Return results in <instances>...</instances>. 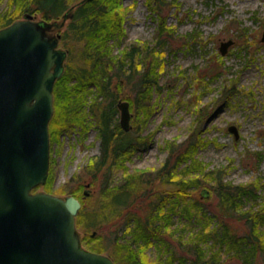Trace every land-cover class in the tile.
Masks as SVG:
<instances>
[{
    "label": "rangeland",
    "instance_id": "rangeland-1",
    "mask_svg": "<svg viewBox=\"0 0 264 264\" xmlns=\"http://www.w3.org/2000/svg\"><path fill=\"white\" fill-rule=\"evenodd\" d=\"M76 2L69 0V6ZM7 4L8 0H0V11L7 10ZM117 4L118 12L123 15L121 33L105 46L108 45L112 55L118 57L123 50L139 46V72L133 71L134 76L139 77L140 73L151 70L153 75L150 78L155 82L149 93L148 110L138 108L135 81H124L119 88L114 85L116 99L130 102V133L137 135L141 144L121 159H109L101 172L86 175V165L100 154L97 123L89 104L94 103V98L103 100L99 87L90 85L80 111L86 114L80 119L84 127L78 122L73 123V113L69 114L67 109L64 113L60 111L58 116L63 117L62 120L67 118L64 123L51 120L48 123L49 170L46 182L39 184L38 190L48 192L43 186L51 179L55 192L61 187L70 192L80 179L84 180L75 193V198L80 201L75 221L82 249L96 252L97 248L108 247L104 254L118 258L119 262L115 264H193L194 248L186 242L199 226L195 219L188 220L183 216L181 210L191 206L198 216L214 217V212L224 216L218 204L217 188L213 192L210 187L212 196L205 200L198 194L202 186L191 187L192 193L203 203L193 207L187 202L189 198H184L177 209L170 204L173 212L168 205L169 210L167 207L162 209L168 216L171 212L167 230L173 235V243L178 244L175 249L181 259L171 258L170 251L159 249V240L156 239L143 242L136 254H131L126 245L113 242L112 229H89L82 216L87 204H94V198L106 182L108 187L117 188L128 176L149 172L145 178L158 177L157 171L170 157L174 166L172 176L155 177L152 185L159 191L158 195L167 196L171 189L180 186L181 180L202 176V171L208 174L212 171L215 176L221 174L226 183L251 184L257 188V199L243 196L239 203H242L243 210L251 211L253 218L260 219L259 222L252 218L247 220L234 211L228 223L232 232L240 237L250 234L252 224L256 223V231H260L264 240V219L255 214L258 208H264V42L260 41L264 31V0H159L158 3L155 0H118ZM35 19L41 20L38 14ZM69 23L67 21L58 33L57 29L50 31L46 28V31L50 36L60 35L59 39L65 34L63 42L60 39L59 48L70 50V47L73 49L71 55L80 56L85 45L78 42L74 32L67 31ZM228 39L234 43L222 55L220 42ZM128 59H121L126 70ZM111 73L109 70L100 77L97 71V84L102 80L104 87L105 79H109ZM69 82L72 86L73 82ZM52 93L54 116L56 95ZM116 119L118 122L119 113ZM229 125L237 128L238 139L229 130ZM191 141L197 146L190 148L183 160H172L170 154L174 153L173 157L182 155ZM67 191L49 192L63 197L72 195ZM211 223H215V217ZM215 245L201 240L199 257L208 259L212 252L218 251L224 264H264V245L258 244L260 246L250 253L249 263L243 262L242 257L227 246ZM212 246L213 251L210 250ZM248 247L246 249L250 251L251 246ZM111 250L115 253L112 254Z\"/></svg>",
    "mask_w": 264,
    "mask_h": 264
},
{
    "label": "trees",
    "instance_id": "trees-1",
    "mask_svg": "<svg viewBox=\"0 0 264 264\" xmlns=\"http://www.w3.org/2000/svg\"><path fill=\"white\" fill-rule=\"evenodd\" d=\"M80 1L83 0H77L74 3L77 6L74 18L66 27L68 32L75 33V38L78 42H84L85 50L80 56L75 55L74 57L70 53L73 49L67 46L70 50L67 48L64 72L56 79L54 85L53 92L56 95L54 98L56 109L51 121L64 123L63 121L67 118L62 120L63 117L59 118L58 116L60 111L64 113L67 109L69 114L73 113L71 119L74 121L73 123L78 122L84 127L85 124L80 119L84 118L86 114L83 111L82 114L80 111L84 106L83 102L87 93H89L88 87L93 84L99 87L98 90L101 91L103 100L97 101L94 98V103L92 105L89 104L91 113H93L92 116L95 119V123H97L96 134L100 141V154L92 158L86 165V175H91V173L101 172L112 157L121 159L123 156H127V153L132 148L141 144L137 135L131 134L130 131H124L120 127L119 122H117L116 116L119 112L116 106L117 90L114 89V85L119 88L124 84V81L128 83L135 81L133 84L138 89L135 98L138 108L142 107L146 110L150 106L149 93L155 82L150 78L153 75L151 70L140 73L139 77L134 76L135 73L133 71L139 72L137 65V55L140 52L139 46H132V49L128 51L126 49L123 50L119 57L113 56L112 49L108 45L105 46L121 33L119 31L122 29L123 15L117 10L118 0H84L79 3ZM155 1L158 3L159 0ZM7 8L5 11H0V28L9 25V23L19 19L22 15L30 13L38 14L39 18L45 21L58 20L59 16L69 8V0H8ZM64 38L65 34L60 38L62 39L61 42H63ZM66 38L69 39L68 37ZM125 57L129 58L126 61L128 62V70L124 68L125 62L121 61ZM109 70L112 71L110 78L108 79L107 77L110 81L107 82V79H105L104 87L101 84L102 80H98L97 84V71L100 77H103ZM70 80L73 82L72 86L69 82ZM57 86L58 90L56 92ZM195 145L196 142L191 141L188 150L178 157L175 156L176 158L173 157L174 153L170 154L173 158L172 160L177 158L183 160L189 149H194ZM173 167L169 157L157 171L158 177H155L159 179L172 176L171 170ZM147 174L149 172L128 176L117 188L108 187L109 183L106 182L94 198L96 200L93 202L94 204L88 203L86 212L82 213L87 228L102 230L104 227H108L112 229L115 235L113 242L126 245L131 254H136L143 242L147 243L152 241V239H156L157 241L159 240V249L170 251L171 258L181 259V255L177 256V249H175L178 244L173 243V235L167 230L168 221L171 219L169 217L170 211H172L171 206L177 209L184 202V198H189L187 202H191L193 207L203 203V201H198L196 195L191 191V187L199 188V186H202L198 194L199 198L203 197L202 199L205 200H210L212 196L210 187L213 192L217 188V193H215L219 195L218 204L222 211L221 214L224 216L214 212L215 223L210 224L214 220V217H211L212 215L203 214L198 216L194 214L191 206L182 207L183 216L187 217L188 220L195 219L199 226L198 231L192 234L189 242H186L191 248H194L195 258L193 259V264H224V259H221L218 251L212 252L208 259L199 257L202 251V247H200L201 240L211 241L216 244L215 246H227L230 251H236L242 257L243 262L247 261L248 263L250 253L260 245H264L263 237L259 234L260 231H256V223L252 224L251 233L244 234V237L232 232L231 225L228 223L234 211H236V214L246 217L247 220L252 218L257 223L259 222L260 219L253 218L250 215L251 211L243 210L242 203H239L243 196L257 199L256 187L251 184L241 183L236 185L232 182L226 183L222 181L221 174L215 176L212 171L209 174L202 171V176L190 177L186 181L181 180L179 187L171 189L167 196H160L158 195L159 191L152 186L157 178H145L144 175ZM50 181L51 179L43 186L44 190L55 192ZM82 182H84L82 179L77 182L78 185L74 188L75 191L70 190L68 192V189L63 188V190L61 187L56 192L67 191L75 197V193L80 190L79 187ZM39 186L37 185V187L33 188V191L38 190ZM207 193L209 196H206ZM167 205L170 207L169 216L162 211ZM216 207L217 204L214 208L216 209ZM256 211L258 212L255 214L257 216L260 215L264 219V208H258ZM247 244L251 246L250 251L246 249L248 247ZM106 248H97L96 252L104 253ZM210 250H214L213 246L210 247ZM244 251L246 252L244 253ZM111 253L114 254L115 251L111 250ZM112 259L115 263L119 262L118 258Z\"/></svg>",
    "mask_w": 264,
    "mask_h": 264
},
{
    "label": "water",
    "instance_id": "water-1",
    "mask_svg": "<svg viewBox=\"0 0 264 264\" xmlns=\"http://www.w3.org/2000/svg\"><path fill=\"white\" fill-rule=\"evenodd\" d=\"M73 8L60 22L30 13L0 28V264H115L106 253L81 248L78 199L32 191L47 180L52 91L66 57L58 48L60 35L50 36L46 28L61 26ZM220 43L225 55L234 42ZM117 108L120 127L128 131L130 102L119 99ZM228 128L238 139L237 128Z\"/></svg>",
    "mask_w": 264,
    "mask_h": 264
},
{
    "label": "flooded vegetation",
    "instance_id": "flooded-vegetation-1",
    "mask_svg": "<svg viewBox=\"0 0 264 264\" xmlns=\"http://www.w3.org/2000/svg\"><path fill=\"white\" fill-rule=\"evenodd\" d=\"M72 5L74 6V8H73L72 11H71V12H72V16H71V17L67 18V19L65 20V22L62 23L61 26L55 27V25L53 24L52 26L48 27L47 29H49L50 31H51L52 29H57V30H56V33H58V32H59L58 30L62 29V27L65 26V24H66L67 21H72L73 18H74L73 16H74L75 8L77 7V6L74 5V4H72ZM70 7H72V6H69V8H70ZM69 8H68V9H69ZM68 9H66L65 11H67ZM65 11H64V12H65ZM64 12H63V13H64ZM63 13H62V14H63ZM61 17H62V15L59 16V18H60L61 21H62V18H61Z\"/></svg>",
    "mask_w": 264,
    "mask_h": 264
}]
</instances>
